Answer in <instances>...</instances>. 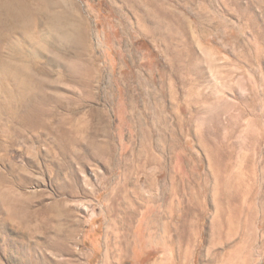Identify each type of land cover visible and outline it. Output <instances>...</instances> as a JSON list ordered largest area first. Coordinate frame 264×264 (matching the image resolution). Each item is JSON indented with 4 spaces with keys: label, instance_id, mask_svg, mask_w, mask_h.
I'll list each match as a JSON object with an SVG mask.
<instances>
[{
    "label": "rangeland",
    "instance_id": "374dc122",
    "mask_svg": "<svg viewBox=\"0 0 264 264\" xmlns=\"http://www.w3.org/2000/svg\"><path fill=\"white\" fill-rule=\"evenodd\" d=\"M58 1L0 8V264H264V0Z\"/></svg>",
    "mask_w": 264,
    "mask_h": 264
},
{
    "label": "bare ground",
    "instance_id": "6f19581e",
    "mask_svg": "<svg viewBox=\"0 0 264 264\" xmlns=\"http://www.w3.org/2000/svg\"><path fill=\"white\" fill-rule=\"evenodd\" d=\"M30 1H34V3L36 2L37 6L34 5L35 7L33 8ZM0 8L2 9L3 12H5L8 18L6 19L7 21L5 22L8 25V29L12 30L13 32L14 29H12V27H14L15 24H17L18 22H20V25L21 24L23 26L26 25L25 24L26 17L25 14L21 12V9L28 8V37L31 35H35L39 31H42L43 30L42 25L44 24L47 25L46 31L48 34V38L47 39L43 38L42 40L38 41L37 46L39 45L43 47L44 44L46 43V44H52L53 46L57 47V49H60L61 46L63 47L64 41H68V39L73 40L76 37L74 28H72L71 25L65 24V21L63 20L64 18H66V15L64 9L62 8L61 3H59L58 0H28V1L3 0L0 3ZM31 19H34L35 22L32 23ZM40 19L43 20L41 21ZM13 52L15 56L18 55L15 51ZM12 68L13 67L9 63L4 64L3 66V69L5 70ZM35 70H37L38 73H42L43 75H45L47 72V70L44 69L40 70L39 68H36ZM32 72L34 73L35 71L32 70ZM30 75L31 73L28 74V89L32 88L33 86H41V84H38L34 76L33 75L30 76ZM20 87L24 88L25 84H22ZM8 97L9 98L16 97L18 98V101L20 103L28 102V104L31 101V99L33 100L32 96L28 95V100H26L20 95H17L16 92L9 93Z\"/></svg>",
    "mask_w": 264,
    "mask_h": 264
}]
</instances>
